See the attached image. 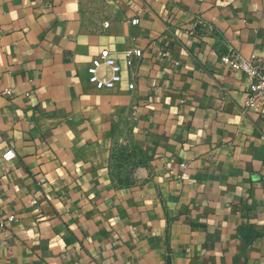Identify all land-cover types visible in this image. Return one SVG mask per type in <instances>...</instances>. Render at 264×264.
Wrapping results in <instances>:
<instances>
[{
    "label": "crops",
    "instance_id": "0c3cea01",
    "mask_svg": "<svg viewBox=\"0 0 264 264\" xmlns=\"http://www.w3.org/2000/svg\"><path fill=\"white\" fill-rule=\"evenodd\" d=\"M223 53L264 60V0H0V264H264V103Z\"/></svg>",
    "mask_w": 264,
    "mask_h": 264
},
{
    "label": "built area",
    "instance_id": "2783aa9c",
    "mask_svg": "<svg viewBox=\"0 0 264 264\" xmlns=\"http://www.w3.org/2000/svg\"><path fill=\"white\" fill-rule=\"evenodd\" d=\"M137 18L131 20L132 23H136ZM107 25V23H105ZM196 24L203 28L209 29L211 25L204 23L203 20L196 15ZM192 32V31H188ZM123 57L127 65H132L136 57H140L142 51L140 48H126L122 51ZM165 51H159L160 57L166 56ZM222 63L228 64L239 72L245 73L251 77V82L248 88L247 103L250 106L258 108L260 103L257 102V98L261 99V103H264V60H257L254 57L245 59L237 54L223 53L220 55ZM122 67L112 51L107 48L101 49L100 52L91 59V62L87 68L88 80L92 82L97 88H111L117 85L122 80ZM128 87L131 89L134 87L132 82L128 83ZM4 93L11 94L9 88L4 89ZM15 157V151L12 148L5 150L1 155L0 166L3 162L9 161ZM185 164L182 163L181 167ZM43 181V178L39 179ZM13 215L7 217L8 220H12Z\"/></svg>",
    "mask_w": 264,
    "mask_h": 264
}]
</instances>
